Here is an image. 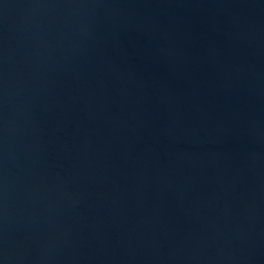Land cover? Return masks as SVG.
<instances>
[{
    "label": "water",
    "instance_id": "95a60500",
    "mask_svg": "<svg viewBox=\"0 0 264 264\" xmlns=\"http://www.w3.org/2000/svg\"><path fill=\"white\" fill-rule=\"evenodd\" d=\"M0 264H264V0H0Z\"/></svg>",
    "mask_w": 264,
    "mask_h": 264
}]
</instances>
